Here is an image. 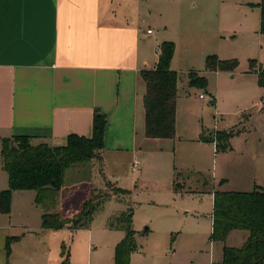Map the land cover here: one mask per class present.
I'll list each match as a JSON object with an SVG mask.
<instances>
[{"label": "rangeland", "instance_id": "1", "mask_svg": "<svg viewBox=\"0 0 264 264\" xmlns=\"http://www.w3.org/2000/svg\"><path fill=\"white\" fill-rule=\"evenodd\" d=\"M258 2L115 0L111 4L118 17L135 19L137 40L143 45L149 67L157 62L163 42L173 44L169 66L178 75L175 137L145 140L134 158L139 163L136 170L122 168L124 178L119 185L128 186L131 196L117 193L114 179V185H104L101 172L105 170L99 160L69 167L53 211L63 216L65 211L77 210L93 189L109 193L108 199L89 226L57 233L49 241V257L39 262L18 260L17 264H59L62 242L69 252V264H113L115 245L124 232L109 227L108 218L127 207L134 211L135 233L129 264H220L224 247L243 245L246 230L233 229L223 241L213 239L210 192L223 178L230 184L240 179L252 183L246 179L250 174L257 177L259 184L255 186L264 188V179H260L264 175V113L259 112L264 109V92L250 67V60L258 62L264 55V38L258 33ZM209 55L234 60L236 67L232 71L207 70L205 59ZM192 73L203 76L204 84H189ZM199 94L214 101L202 100ZM221 129L242 131L230 139L228 149L217 151L214 131ZM209 136L213 142H207ZM4 175L0 166V182ZM177 180L191 190L178 195L174 191ZM223 188L228 186L218 189ZM240 188L253 189L248 184ZM15 212L12 222H19L17 206Z\"/></svg>", "mask_w": 264, "mask_h": 264}, {"label": "crops", "instance_id": "2", "mask_svg": "<svg viewBox=\"0 0 264 264\" xmlns=\"http://www.w3.org/2000/svg\"><path fill=\"white\" fill-rule=\"evenodd\" d=\"M114 1L0 0V149L3 138L15 135L31 137L33 145L45 142L52 147L64 145L71 133L89 137L93 115L99 111L107 117L99 161L105 170L101 172L103 183L114 185V179L115 187L129 189L119 185L124 178L122 168H131L141 143L158 139L144 135L145 82L140 75L156 63L147 65L135 19L118 17L111 8ZM258 33L263 39L259 27ZM260 59L258 64L264 62V55ZM144 168L142 165L141 173ZM4 174L0 191L8 186ZM246 179L252 183L240 179L230 184L223 178L218 188L226 185L228 188L219 190L246 191L240 185L254 188L259 184L255 175ZM186 185L177 180L174 191L186 194L191 190ZM218 188L213 186L212 200ZM31 191H13L10 210L3 213L7 217L0 215V264L44 260L51 253L49 241L69 228H43L42 210ZM126 195L131 196V190ZM82 203L63 216L78 211ZM15 206L19 222H12ZM133 215L134 211L132 222ZM169 217L180 220L177 215ZM210 219L212 225V214ZM59 259L61 262V248Z\"/></svg>", "mask_w": 264, "mask_h": 264}, {"label": "trees", "instance_id": "3", "mask_svg": "<svg viewBox=\"0 0 264 264\" xmlns=\"http://www.w3.org/2000/svg\"><path fill=\"white\" fill-rule=\"evenodd\" d=\"M259 32L264 34V0H259ZM173 44L165 41L159 47V56L152 69H144L140 75L145 82L142 98L144 107V135L147 138L172 139L175 137V111L177 99L178 75L170 69ZM256 60H250L251 70L257 74V83L264 91V62L254 66ZM236 67L234 60H220L214 55L205 59L207 70H229ZM205 78L196 73L190 75L189 84H204ZM107 117L95 111L92 121V133L89 137L69 134L62 146H49L42 142L31 143V137L15 135L1 140V167L6 172L8 186L0 191V211L8 213L11 195L15 190L35 192V204L42 210V227L72 230L89 226L94 214L102 208L109 193L91 190V196L84 200L80 209L68 217L61 216L55 209L64 176L69 167L90 161L101 160L104 148V131ZM240 130H215V149L223 151L229 148L230 139ZM213 142L212 137L207 142ZM117 193L128 194L129 190L115 187ZM131 208L120 211L108 218V225L123 230L124 236L115 245L113 264H129L131 251L135 247L132 228ZM233 229L248 232L243 245L239 248L224 247L220 264H264V189L255 186L250 191L213 192L212 237L223 241ZM147 229L145 230V232ZM7 248L9 249V241ZM60 264H69V252L61 244Z\"/></svg>", "mask_w": 264, "mask_h": 264}, {"label": "built area", "instance_id": "4", "mask_svg": "<svg viewBox=\"0 0 264 264\" xmlns=\"http://www.w3.org/2000/svg\"><path fill=\"white\" fill-rule=\"evenodd\" d=\"M148 32H149V30H148ZM199 98L202 100H207L208 102H211V103L214 101V99L212 97H206L203 94H199ZM262 103H264V99H262ZM214 145H215V143H214ZM138 165H139V163L137 161H134L131 165V169L136 170Z\"/></svg>", "mask_w": 264, "mask_h": 264}]
</instances>
